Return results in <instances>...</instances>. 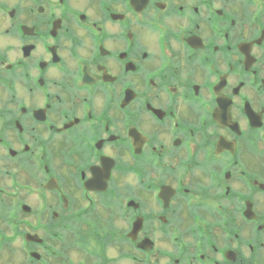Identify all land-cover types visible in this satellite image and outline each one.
I'll use <instances>...</instances> for the list:
<instances>
[{
	"label": "flooded vegetation",
	"instance_id": "obj_1",
	"mask_svg": "<svg viewBox=\"0 0 264 264\" xmlns=\"http://www.w3.org/2000/svg\"><path fill=\"white\" fill-rule=\"evenodd\" d=\"M0 264H264V0H0Z\"/></svg>",
	"mask_w": 264,
	"mask_h": 264
}]
</instances>
